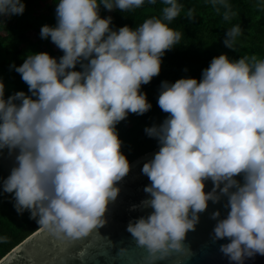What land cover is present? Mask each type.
I'll return each instance as SVG.
<instances>
[{"label":"clouds","instance_id":"9594fccd","mask_svg":"<svg viewBox=\"0 0 264 264\" xmlns=\"http://www.w3.org/2000/svg\"><path fill=\"white\" fill-rule=\"evenodd\" d=\"M156 2L58 0L56 26L44 25L40 35L64 55L57 60L30 53L22 65L11 66L31 95L20 91L5 99L0 79V155L7 149L15 156L3 192L13 194L18 213L30 212L49 233L74 240L108 222L117 183L131 170L116 126L130 113L152 108L141 87L161 73L162 57L181 41L182 33L165 21L180 16L184 6L163 0L162 19L118 30L100 8L125 12ZM211 3L225 9L226 21L236 15L228 0ZM25 10L23 0H0V23ZM194 12L189 9L186 18L195 19ZM242 34L240 25L229 28L225 46L235 50ZM158 105L169 115L145 128L160 148L142 168L151 182L142 204L153 211L127 231L153 261L173 251L191 253L184 241L199 214L209 201L227 198L226 218L219 210L211 215L214 240L229 241L220 252L233 264L264 256V60L214 57L199 80L162 82ZM241 175L243 183L236 179ZM206 181L211 191H205Z\"/></svg>","mask_w":264,"mask_h":264},{"label":"rangeland","instance_id":"374dc122","mask_svg":"<svg viewBox=\"0 0 264 264\" xmlns=\"http://www.w3.org/2000/svg\"><path fill=\"white\" fill-rule=\"evenodd\" d=\"M23 2L26 4V10L22 15L2 18L5 22L0 23V79L5 84V99L20 91L31 95L21 75L11 67L13 64L22 65L30 53L47 52L54 57L63 52L51 42L50 38L44 39L40 35L44 25L56 26L58 0H23ZM228 3L236 15L226 21L223 18L225 9L219 5L213 6L211 0L182 2L183 19L204 37L202 51L194 58L193 68L200 66L210 57L222 54H227L233 61L253 55L264 60V0H228ZM166 6L157 7L156 4L145 3L141 8H137L136 21L144 22L153 17L162 19V10ZM216 7H220L219 12L216 11ZM189 9L195 10V19L186 18L185 13ZM114 11H108L101 5L100 14L104 16H112ZM235 25L241 26L243 34L236 38L235 50H233L225 46L224 40L228 29ZM133 126L145 132V128L153 124L145 118H139ZM14 166L15 156H9L8 150L5 149L0 155V223L12 228L17 226L21 215L14 206L13 194L3 192V180L10 175Z\"/></svg>","mask_w":264,"mask_h":264},{"label":"water","instance_id":"95a60500","mask_svg":"<svg viewBox=\"0 0 264 264\" xmlns=\"http://www.w3.org/2000/svg\"><path fill=\"white\" fill-rule=\"evenodd\" d=\"M158 151L132 164L129 174L117 183L120 193L109 204L105 226L74 240L64 239L41 227L3 257L0 264H233L220 252V245L229 241L214 240L213 229L217 221L211 219L217 210L221 212V218H226L228 209L224 204L227 198L220 203L209 201L208 209L199 214V223L194 231L188 232L184 241L191 253L173 251L167 258L153 261L147 247L138 245L127 231L130 222L153 211L142 204L150 198L144 188L151 183L142 168ZM236 179L243 183L242 175ZM212 188V182L206 181L205 191ZM121 249L126 251L122 253ZM244 264H264V256L246 258Z\"/></svg>","mask_w":264,"mask_h":264},{"label":"trees","instance_id":"16d2710c","mask_svg":"<svg viewBox=\"0 0 264 264\" xmlns=\"http://www.w3.org/2000/svg\"><path fill=\"white\" fill-rule=\"evenodd\" d=\"M183 1L178 0L181 4ZM155 4L157 7L165 5L163 0H157ZM100 15L102 18H107L103 14ZM111 17V26L114 30H118L123 26L135 29L143 23L136 21L138 17L137 9L125 12L115 10ZM165 23H168L172 29L181 32L182 39L172 49L167 50L162 57L161 73L154 77L149 84L141 87V92L147 94V99L152 108L143 115L130 113L125 120L116 126L119 137L123 141L122 152L127 156L131 165L160 148L157 139L150 138L145 132L135 128L133 123L139 118H145L151 124L158 125L168 117L169 114L163 112L158 105L162 82L174 83L181 78H196L199 80L202 78L203 70L210 65L214 58L210 57L200 66L193 68L194 58L202 51L201 46L204 44V37L197 30H194L189 22L183 19L182 14L173 21H165ZM63 55L64 53L61 52L54 57L59 60ZM75 70L82 71L80 65H77ZM20 215L21 219L17 221L15 228L0 223V237L8 238L7 242H0V260L41 228L37 221L31 218L30 212L25 211Z\"/></svg>","mask_w":264,"mask_h":264}]
</instances>
